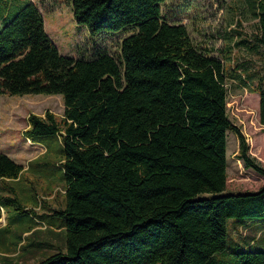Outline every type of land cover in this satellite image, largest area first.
Returning <instances> with one entry per match:
<instances>
[{"label": "trees", "instance_id": "1", "mask_svg": "<svg viewBox=\"0 0 264 264\" xmlns=\"http://www.w3.org/2000/svg\"><path fill=\"white\" fill-rule=\"evenodd\" d=\"M13 1L0 22V95L57 94L63 104L60 116H26L22 136L44 147L26 169L0 152L4 225L48 216L64 229L63 246L26 264H219L216 254L229 264H264V249H250L255 238L264 246V185L224 191L227 130L243 167L264 178L226 115L224 61L199 48L183 24L163 19L164 0H69L90 35L131 29L116 55L90 58L61 55L37 6ZM244 1L256 26L252 44L237 43L264 51V0ZM250 89L264 127V71ZM26 172L57 179L61 205L43 204L49 212L40 215L24 210L35 194L18 187ZM228 221L251 237H230L226 246ZM18 244L20 251L24 239Z\"/></svg>", "mask_w": 264, "mask_h": 264}, {"label": "rangeland", "instance_id": "2", "mask_svg": "<svg viewBox=\"0 0 264 264\" xmlns=\"http://www.w3.org/2000/svg\"><path fill=\"white\" fill-rule=\"evenodd\" d=\"M6 1L8 0L0 3V9L3 6L5 12L13 13L15 9ZM31 1L40 11L44 29L58 52L67 57L90 58L97 51L116 55L120 38L131 31L129 28L90 35L83 25L74 22L69 0ZM160 8L164 20L183 24L199 48L208 50L209 55L224 61L228 68V77L225 79L226 115L241 134L247 145L248 155L264 168V127L258 121V94L250 89L252 83L256 82L257 75L264 71V51L257 46L250 50L237 43L246 39L252 44L251 34L256 26V19L248 12L245 1L164 0ZM45 110L60 116L63 110L61 97L57 94L39 93L0 95V152L8 154L23 169L27 168L29 160L44 152L43 145L22 136L26 116L29 113L42 114ZM237 150L238 139L232 130H227L224 191H255L264 185V178L250 168L243 167L237 158ZM25 176L29 180H20L18 187L28 189L31 186L35 194L33 201L24 203V210L30 209L34 214L40 215L49 212L41 207L43 204L48 208L61 205L63 189L57 179L41 172H26ZM29 192L22 191L20 196L27 197ZM4 215L5 213H1L0 216V264L36 262L63 246L64 229L58 218L44 217V224L36 226L37 223L30 221L25 215H19L15 222L4 225ZM228 229L226 246L229 245L230 237L238 243L242 241V236L251 237L252 232L246 225L228 221ZM263 235L264 233L260 240ZM23 239L24 244L20 245L19 251L18 242ZM255 239L256 244L250 249H264ZM216 258L222 260L219 264L230 263L225 254H216Z\"/></svg>", "mask_w": 264, "mask_h": 264}, {"label": "crops", "instance_id": "3", "mask_svg": "<svg viewBox=\"0 0 264 264\" xmlns=\"http://www.w3.org/2000/svg\"><path fill=\"white\" fill-rule=\"evenodd\" d=\"M31 1V0H30ZM15 2L18 4V5H20L22 2H23V0H15ZM16 4V6H18ZM40 12V11H39ZM9 13L10 12H7V13H4L3 11H0V22L2 21V20H4V18L6 17V16H8L9 15ZM43 27H44V23H43ZM45 30V29H44ZM46 32V31H45ZM51 39V38H50ZM8 155V154H7ZM10 157V156H9ZM3 214V213H2ZM5 216V215H4ZM60 228V227H59ZM47 229V228H46ZM57 230H58V228H57ZM258 233H259V231H257L256 233H255V237L258 235Z\"/></svg>", "mask_w": 264, "mask_h": 264}, {"label": "built area", "instance_id": "4", "mask_svg": "<svg viewBox=\"0 0 264 264\" xmlns=\"http://www.w3.org/2000/svg\"><path fill=\"white\" fill-rule=\"evenodd\" d=\"M35 221L37 222V226H39V224H44V222L42 220L35 219Z\"/></svg>", "mask_w": 264, "mask_h": 264}]
</instances>
